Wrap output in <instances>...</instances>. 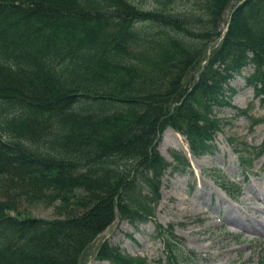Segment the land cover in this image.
Returning a JSON list of instances; mask_svg holds the SVG:
<instances>
[{"label": "trees", "instance_id": "obj_1", "mask_svg": "<svg viewBox=\"0 0 264 264\" xmlns=\"http://www.w3.org/2000/svg\"><path fill=\"white\" fill-rule=\"evenodd\" d=\"M145 1L0 0V264H80L115 220H154L166 175L190 171L158 151L166 129L200 158L219 153L221 110L264 123L233 106L231 86L243 77L264 108V0ZM232 149L244 171L262 155ZM36 203L64 217L22 210ZM153 237L158 264L198 263L173 225L155 222ZM97 258L145 264L107 243Z\"/></svg>", "mask_w": 264, "mask_h": 264}, {"label": "rangeland", "instance_id": "obj_2", "mask_svg": "<svg viewBox=\"0 0 264 264\" xmlns=\"http://www.w3.org/2000/svg\"><path fill=\"white\" fill-rule=\"evenodd\" d=\"M130 1L137 4L142 0ZM151 2L146 0L143 7H150ZM231 4L229 12L235 5L233 2ZM188 7L183 1L179 9ZM187 10H191V7ZM248 71L245 70L242 76H246ZM231 86L235 89L232 104L241 109L249 106L253 91L246 86L243 77L236 78ZM235 114L234 110L227 108L218 114L226 121L231 120L217 136L218 154L200 158L188 156L192 175L190 171L184 175L177 172L166 175L154 220L138 225L115 220L86 249L80 264H111L97 258L102 243L119 247L132 257H141L145 264H158L157 261L164 257L160 241L153 237L155 222L164 226L173 225L175 233L184 239L185 248L199 258L197 264H257L260 249L264 248V231L255 229L256 233L247 232L226 224L224 219H237L244 228L255 226L254 218L257 215L264 216V212H260L261 200H264V123L250 129L249 122L245 118L234 117ZM251 114L264 116V108L254 102ZM228 139L234 142L230 143ZM235 143H246L253 149H262V155L253 162L250 170L244 171L240 166L238 154L232 149ZM158 151L168 162H172L171 151L183 156L188 154L184 139L170 129L162 134ZM221 181L236 182L239 193L230 191V195L220 187ZM22 210L32 217L45 220L64 217L57 214L54 206L40 203L26 204Z\"/></svg>", "mask_w": 264, "mask_h": 264}, {"label": "bare ground", "instance_id": "obj_3", "mask_svg": "<svg viewBox=\"0 0 264 264\" xmlns=\"http://www.w3.org/2000/svg\"><path fill=\"white\" fill-rule=\"evenodd\" d=\"M261 204H262V208H261V211L260 212H264V200H261ZM224 222L226 224H230L236 228H241L242 230H246L247 232H253V233H256V230L255 229H262L264 231V216L261 214V215H257L255 218H254V222H255V226H252V225H248V226H242V223L237 220V219H234V218H225L224 219Z\"/></svg>", "mask_w": 264, "mask_h": 264}]
</instances>
